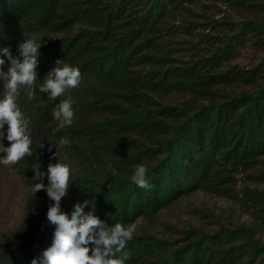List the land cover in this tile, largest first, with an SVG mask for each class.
<instances>
[{"label":"trees","instance_id":"trees-1","mask_svg":"<svg viewBox=\"0 0 264 264\" xmlns=\"http://www.w3.org/2000/svg\"><path fill=\"white\" fill-rule=\"evenodd\" d=\"M31 33L43 42L36 94L29 101L21 89L17 103L33 155L0 164V176L12 172L25 191L21 221L0 233V264H31L52 243V202L43 190L32 195V168L56 163L63 137L69 213L88 200L86 212L131 225L203 193L250 217L211 231L189 226L173 240L135 232L126 264H264V0H0V47L18 56ZM245 49L258 60L232 64ZM57 59L82 80L50 101L39 87ZM68 96L74 123L61 128L52 111ZM138 164L149 169L148 190L130 179Z\"/></svg>","mask_w":264,"mask_h":264},{"label":"clouds","instance_id":"clouds-1","mask_svg":"<svg viewBox=\"0 0 264 264\" xmlns=\"http://www.w3.org/2000/svg\"><path fill=\"white\" fill-rule=\"evenodd\" d=\"M25 39L18 45V56H13L10 48L0 47V79L3 80V91L0 93V164L14 165L25 157H31L32 138L30 121L18 106L17 100L21 89L25 90L29 101L35 98V85L39 79L38 66L41 56L42 37L39 33L24 34ZM7 58L9 67L4 71ZM82 74L78 67L57 59L54 66L43 78L39 92L47 94L50 101L64 96L66 90L79 87ZM73 99L68 96L60 100L52 111L53 118L59 127H71L74 123ZM7 124L5 147L4 126ZM67 137L55 144L56 163H49L46 171L41 170L40 163L33 166L36 183L30 188L33 196L45 191L49 200L46 219L54 226L52 243L43 250L39 259L31 264H126L131 259L127 245L134 239L137 224L125 225L121 222L109 224L94 214L89 208L88 200L77 201L71 212L62 207V199L68 194L72 184L70 164L58 161V149L69 146ZM44 145L42 144L40 148ZM149 169L144 164L134 166L131 181L141 189L152 187L148 180ZM47 177V185L43 180Z\"/></svg>","mask_w":264,"mask_h":264},{"label":"rangeland","instance_id":"rangeland-1","mask_svg":"<svg viewBox=\"0 0 264 264\" xmlns=\"http://www.w3.org/2000/svg\"><path fill=\"white\" fill-rule=\"evenodd\" d=\"M221 16H215L220 19ZM235 20V15H232ZM259 55L252 49L240 51L232 64L248 67L254 64ZM3 144L10 146L6 139L7 128L4 126ZM5 155L0 153V156ZM6 168V167H5ZM25 191L21 180L12 172L3 168L0 176V233L13 229L22 219ZM250 225L251 220L235 202L203 193H196L173 204L160 212L153 220L137 221L136 233L148 232L158 238L177 239L179 231L189 226L211 231L217 224ZM264 242V234L259 236Z\"/></svg>","mask_w":264,"mask_h":264}]
</instances>
